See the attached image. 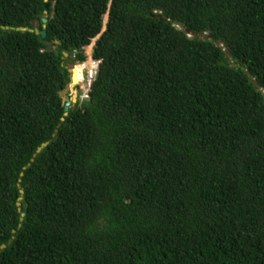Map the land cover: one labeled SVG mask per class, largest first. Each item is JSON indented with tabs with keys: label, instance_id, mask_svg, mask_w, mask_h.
Listing matches in <instances>:
<instances>
[{
	"label": "trees",
	"instance_id": "1",
	"mask_svg": "<svg viewBox=\"0 0 264 264\" xmlns=\"http://www.w3.org/2000/svg\"><path fill=\"white\" fill-rule=\"evenodd\" d=\"M49 3L0 0V264H264V0Z\"/></svg>",
	"mask_w": 264,
	"mask_h": 264
},
{
	"label": "water",
	"instance_id": "2",
	"mask_svg": "<svg viewBox=\"0 0 264 264\" xmlns=\"http://www.w3.org/2000/svg\"><path fill=\"white\" fill-rule=\"evenodd\" d=\"M45 1V12H44V17L42 18V29L40 30L39 29V23L38 22H34L33 23V26L34 28H29V27H19V28H16L17 31H29V32H34L36 35H41L43 38H45L47 36V32H46V29H47V23H48V17H49V14H48V10L50 9V3H49V0H44ZM175 25L180 28V29H183L184 26L178 22H175ZM9 27H6L4 29H8ZM11 29H14V28H11ZM187 33L191 34L190 33V30H186ZM194 36H199V37H203L204 39H206V36H204V34H197V33H193ZM57 43V42H56ZM44 44L48 46V48L51 50L53 48V43H49L48 41H44ZM227 53L229 54V51H227ZM65 56L67 57L68 54L67 53H64ZM71 69H74L75 65L74 64H71ZM70 73H72L73 71L72 70H69ZM74 74V73H73ZM76 85V84H75ZM75 85H74V80H73V84H71V87H68L65 91H63L61 93V96L64 100H66L65 102V116L68 115V112H69V109L72 105L76 104L77 103V100H78V94L77 92L75 91ZM68 89H71V91L74 92L73 96L67 100L66 98V94L68 92ZM264 93V91H263ZM64 121V118L62 119ZM48 143H44L41 147H39L37 149V153H40L41 150L47 146ZM33 161V159H32ZM21 193L23 194V190H21ZM19 200H22V198H20ZM18 206H19V211H21V203L18 202ZM21 220H23V218H21ZM15 232V231H14ZM12 243V240L9 241L8 244H11ZM7 245H2L1 246V249H4L6 248Z\"/></svg>",
	"mask_w": 264,
	"mask_h": 264
},
{
	"label": "rangeland",
	"instance_id": "3",
	"mask_svg": "<svg viewBox=\"0 0 264 264\" xmlns=\"http://www.w3.org/2000/svg\"><path fill=\"white\" fill-rule=\"evenodd\" d=\"M105 29H104V27H103V31H104ZM102 31V32H103ZM99 38V36L97 37V38H95L93 41H92V44H94L95 43V41L97 40ZM94 45H91L90 47H87V49H86V53L87 54H90L91 53V49H92V47H93ZM69 68H70V70H72L71 69V67L70 66H68ZM72 71H74V70H72ZM74 75V74H73ZM73 79H74V77L72 78V83H73ZM77 85H78V83L75 85V91L77 92V94H78V96H79V93H78V91H86L87 89H86V85L84 84H82L81 86H80V89L77 91ZM69 87H71V85L69 86ZM73 94H74V92H72L71 91V89H68V92H67V94H66V96H73Z\"/></svg>",
	"mask_w": 264,
	"mask_h": 264
},
{
	"label": "bare ground",
	"instance_id": "4",
	"mask_svg": "<svg viewBox=\"0 0 264 264\" xmlns=\"http://www.w3.org/2000/svg\"><path fill=\"white\" fill-rule=\"evenodd\" d=\"M74 85L78 83V72L76 71V67L74 68Z\"/></svg>",
	"mask_w": 264,
	"mask_h": 264
},
{
	"label": "clouds",
	"instance_id": "5",
	"mask_svg": "<svg viewBox=\"0 0 264 264\" xmlns=\"http://www.w3.org/2000/svg\"><path fill=\"white\" fill-rule=\"evenodd\" d=\"M4 28H6V27H4ZM71 65V64H70ZM71 67V66H70ZM72 70H74V69H72ZM70 86V85H69ZM73 92V91H72Z\"/></svg>",
	"mask_w": 264,
	"mask_h": 264
},
{
	"label": "built area",
	"instance_id": "6",
	"mask_svg": "<svg viewBox=\"0 0 264 264\" xmlns=\"http://www.w3.org/2000/svg\"><path fill=\"white\" fill-rule=\"evenodd\" d=\"M75 67H76V66H75ZM75 67H74V68H75Z\"/></svg>",
	"mask_w": 264,
	"mask_h": 264
}]
</instances>
